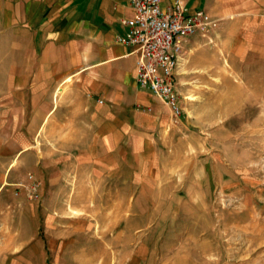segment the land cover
<instances>
[{
    "label": "rangeland",
    "instance_id": "obj_1",
    "mask_svg": "<svg viewBox=\"0 0 264 264\" xmlns=\"http://www.w3.org/2000/svg\"><path fill=\"white\" fill-rule=\"evenodd\" d=\"M242 12L190 37L179 119L97 106L80 74L36 94L0 41V264H264V18Z\"/></svg>",
    "mask_w": 264,
    "mask_h": 264
},
{
    "label": "crops",
    "instance_id": "obj_2",
    "mask_svg": "<svg viewBox=\"0 0 264 264\" xmlns=\"http://www.w3.org/2000/svg\"><path fill=\"white\" fill-rule=\"evenodd\" d=\"M176 1L161 0V5L167 8ZM180 1L189 13L204 11L209 24L201 30L242 11L264 18V0ZM134 16L129 0H0V41L10 43L2 45V57L7 51L17 59L11 61L10 73L36 75V94L80 74L86 96L97 106L104 99L137 103L136 109L147 114L169 112L137 82L136 47L118 40L127 36L124 19ZM39 106L35 114L43 123L56 106L48 101Z\"/></svg>",
    "mask_w": 264,
    "mask_h": 264
},
{
    "label": "built area",
    "instance_id": "obj_3",
    "mask_svg": "<svg viewBox=\"0 0 264 264\" xmlns=\"http://www.w3.org/2000/svg\"><path fill=\"white\" fill-rule=\"evenodd\" d=\"M129 4L135 16L124 19L127 36L118 40L136 47V78L140 87L149 89L169 107L172 117L179 119L184 108L178 77L185 49L190 37L209 22L204 11L189 13L180 0L167 8L161 0H129ZM98 103L104 104V99H98ZM39 185L34 181L30 198H38Z\"/></svg>",
    "mask_w": 264,
    "mask_h": 264
}]
</instances>
